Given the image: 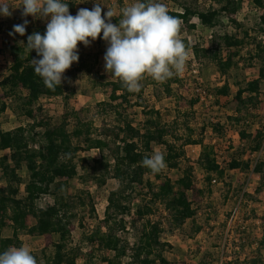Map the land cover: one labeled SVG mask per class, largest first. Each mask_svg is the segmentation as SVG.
<instances>
[{"label": "trees", "instance_id": "16d2710c", "mask_svg": "<svg viewBox=\"0 0 264 264\" xmlns=\"http://www.w3.org/2000/svg\"><path fill=\"white\" fill-rule=\"evenodd\" d=\"M258 1L264 4V0ZM64 2L69 4V12L73 14L75 3L66 0ZM206 2L208 9L193 8L179 3L182 10H169V14L182 21L185 29L181 32L185 33V36L181 38L190 47L188 36L193 35L198 29L195 18L212 33V41L208 46L191 47V52L195 58L200 60L205 58L215 64L222 77H227L238 64V59L242 57L250 32L247 31L244 38L238 35V31L245 26L229 14L230 10L237 7L236 1L206 0ZM215 3L223 6L224 18L212 12ZM104 15L105 13H102V17ZM226 20L229 21V25L236 26L237 33L221 34V29L227 26ZM35 32L44 35L46 24L40 25ZM258 32L264 35V15ZM30 35L26 32L24 36L12 35L13 42L6 43L7 51L0 50V55L8 52L14 59L12 78L1 87L4 94L0 93V127L3 116L13 104L18 107L15 110L18 114H26L33 121L30 127L21 126L11 131H0V148L11 152L10 156H3L0 159V254L12 246H24L25 235L31 237L42 235L52 242L55 233L60 236V243L56 247L65 251L70 236L66 221L71 220L77 221L83 229L81 243L92 246L91 256L85 257L86 264H97L96 261L102 264H123L127 258L130 259L128 264H179L167 256L174 247L163 241L164 229L161 221L154 222L150 216L158 211L156 209L158 202L165 196V208L171 213L176 229H183L189 221H193L194 230L202 229L196 220L197 210L188 196L189 191L195 190L194 167L184 169L183 175L173 184L151 186V199L144 203L143 211L133 218L130 226L134 239L133 247L127 237V234L131 233L128 230L130 223L126 218L132 214L133 204L137 199L136 193L145 185L146 177L155 175L142 164L145 156H150L146 153L147 150L155 146L164 147L167 152L164 155L166 167L171 170L180 168L181 161L187 157L186 148L192 144L191 136L195 133L190 127L194 113L178 109L174 115H170L173 120L168 123L164 122L162 117H155V113L151 111L143 127L130 125L126 121L124 104L131 103L134 99L142 100L143 93L152 85L151 80L147 78L142 82L140 92L130 93L116 80L103 82L99 79L103 87L112 89V95H121L123 103L97 104V110L107 112L108 115L114 114L112 123H104L97 128L94 121L83 120L80 117L81 111L73 109L71 112L69 109V101L75 95L69 81L61 83L60 87L53 91L35 74L31 60L40 57L34 50L29 54L18 44L23 40L26 45ZM223 51L226 56L222 55ZM250 56L252 61L259 62V78L240 88L238 96L250 93L252 97L258 99L264 89V40L255 42ZM87 68V63L81 59L77 72ZM170 80L164 83L168 89L172 88L175 81ZM214 92L217 98L231 96L232 87L229 82H225ZM43 98L63 100L65 103L63 114L51 115L42 103ZM138 106L143 108L144 114L149 115L147 106L143 103H139ZM71 113L76 117V122L72 129L68 130ZM180 122H183L186 132L189 133L186 137L178 135L181 131ZM242 136L245 138L247 134L242 132ZM76 140L84 142L85 148L89 151L99 150L101 155L100 158L94 159L93 164L85 159L87 175L82 177V180L93 183L100 189L106 187L111 180L118 183V187L111 191L108 197L105 231L101 227L86 228L82 217L84 213L89 212L94 218H99L91 197L81 191L71 193V182L76 179L73 172L77 165ZM263 142L264 131H259L253 139L255 145L253 151L259 150ZM201 145L203 150L198 164L206 174L207 187L202 190L196 189V195L203 197L212 192L214 180L218 183L225 181L227 172L204 141ZM245 152L246 149L243 154ZM142 153L146 155L142 156ZM240 158L234 157L228 167L247 170L249 166L244 165ZM157 175L161 177L159 173ZM3 183L5 186H1ZM263 187L258 192H261ZM49 196H53L54 201L45 208L41 202L44 198L49 199ZM28 214L33 218L31 224L27 219ZM262 243L264 244V239ZM48 251V247H44L40 254L32 253L38 264H73L65 253L50 257ZM42 258L45 259V263L42 262ZM260 263L258 259H246L236 264Z\"/></svg>", "mask_w": 264, "mask_h": 264}, {"label": "rangeland", "instance_id": "374dc122", "mask_svg": "<svg viewBox=\"0 0 264 264\" xmlns=\"http://www.w3.org/2000/svg\"><path fill=\"white\" fill-rule=\"evenodd\" d=\"M75 3V16L81 8L93 9L95 3H102V13L112 10L115 15L111 22L118 25L121 19L120 10L136 0H66ZM237 2V7L230 10V13L239 23L245 27L238 31L241 38L245 37L247 31L250 32L249 38L246 40V47L242 57L238 59V64L227 77H222L215 64L206 60L205 58L197 59L191 52L190 60L187 64L186 71L180 75L171 78L174 81L172 88H166V84L157 83L151 78L152 85L143 93L142 100L134 99L131 103H125L126 121L130 125L143 127L146 120L150 117L151 111L155 113V117H162L164 122L171 123L174 115L178 109L184 111H191L194 117L191 119L190 127L195 131L191 136L192 144L186 148L187 157L181 161V167L174 170L164 169L153 177L147 176L145 185L139 189L135 207H143L144 203L149 200L151 186L160 187L173 184L177 179L183 175V170L187 167L193 168V179L196 188L199 190L206 189L205 177L206 174L200 168L196 160L195 149L197 145L202 144V141L207 139L210 133L220 135L219 150H223L220 156V161L232 163L233 158H240L242 161L244 151L253 150V139L259 131H264V89L258 99L252 97L247 93L244 97L238 96V89L246 87L249 82L258 73L260 66L258 61L251 60V54L254 49L256 41L264 40V35L258 32L259 25H261L262 16L264 15V4L258 0H234ZM12 5L9 10L12 12L10 17L0 15V50L7 51L6 43L13 42V37L9 35L13 31V26L22 24L24 19L29 21L26 27L27 35L34 33L40 25L46 24L42 19H34L33 17H23L21 0H7ZM164 3L168 10H182L181 4L193 8H206L208 4L206 0H180V2H168L159 0ZM181 3V4H179ZM213 13L218 16L225 17V10L220 4H213ZM227 13V12H226ZM228 14V13H227ZM196 23L198 19L195 18ZM221 29V34L237 33L236 26L229 25ZM182 23V32L184 30ZM181 37L185 36V33ZM211 32L208 29L198 27L196 32L188 37H192L193 43L195 37L202 42V45H209L211 40ZM108 44L101 37L91 42L88 47L83 44H78L79 60L73 63L71 68L64 73L62 84L67 81L70 83V88L75 91L69 101V109L81 111V118L87 121H94L97 128H100L104 123H112L114 114L108 115L107 112L99 111L96 105L102 102H111L118 105L123 103L121 95H112L111 88L102 86L101 81L111 82L110 75L105 71L104 56ZM223 56L226 53L223 51ZM83 59L88 68L77 72V66L80 60ZM7 80L0 77V93L4 94L2 84ZM229 82L232 87L231 100L226 103L220 101L219 97L215 95V89ZM166 83V82H165ZM198 88L204 89L208 95H212L213 99L202 101ZM234 95V96H233ZM255 100H254V99ZM47 111L51 115L63 114L64 101L61 99L47 100L42 99ZM143 103L147 106L148 114H144L143 108L138 106ZM36 107L34 106V109ZM18 107L13 104L10 110L3 116L1 120L2 125L0 131H11L21 126L30 127L33 121L26 116V114H18L15 110ZM183 119V118H182ZM184 120V119H183ZM182 120V121H183ZM76 122V117L71 113L69 119L68 130H71L73 124ZM181 123V131L178 133L180 137H186L189 133L186 132V127ZM219 129V130H217ZM232 130V133L229 132ZM242 132L247 134V137L242 136ZM239 137L241 142H239ZM243 137V138H242ZM228 142V143H227ZM229 142L232 145H228ZM239 149H236V146ZM227 143V144H226ZM226 145L227 149L224 148ZM228 146L230 148H228ZM75 149L77 155V165L73 169L76 179L71 183V192L76 194L81 191L84 195L90 196L97 209L98 219L94 218L91 213L87 212L82 215L84 217L87 229L93 227H101L103 231L106 230L105 212L108 206V197L111 191L118 187L115 180L109 181L108 185L102 189L98 188L93 183H86L82 177L87 175V162H85V148L84 142L75 141ZM145 151V150H144ZM153 152H161L165 155L167 152L162 146H155L147 150V154L151 155ZM8 150L0 148V159L3 156H9ZM243 154V155H242ZM146 154L142 153V156ZM89 159L94 160L96 156H100V152L94 151L89 153ZM244 170V169H243ZM246 179L238 173L228 172L225 181L215 184L211 187L212 192L201 197L196 193L190 192L189 198L192 200L197 214L196 220L202 229L194 230L193 221H189L183 229H176L171 213L165 208V196H162L158 202L155 214L150 216L154 222L161 221L164 229L162 239L166 243L173 245L174 250L167 253L168 258L179 264H236L239 261L258 259L260 264H264V165L260 167L256 174L252 177V188L250 192L246 193L240 208V214L236 223L230 224V218L234 213L239 200L243 194ZM5 186V184H1ZM263 189L258 192L260 188ZM54 200L49 198L41 202L43 207H48ZM143 203V205H142ZM137 217V216H136ZM28 222L32 223V216L27 215ZM132 221V220H131ZM67 225L70 230L69 242L67 250L58 249L56 245L60 243V236L53 234L52 242L45 236L31 237L25 235L23 237L24 246L31 249V253H39L44 247H48V256L56 257L59 253H65L68 259L73 261V264H86L85 257L91 256L92 246L81 243L83 229L79 226L77 221L67 220ZM144 223V221L142 222ZM196 223V222H195ZM127 234L131 243H134L132 231ZM52 243V244H51ZM45 259L42 258V262ZM129 258L124 259L123 264H128ZM97 264H102L96 261Z\"/></svg>", "mask_w": 264, "mask_h": 264}, {"label": "clouds", "instance_id": "9594fccd", "mask_svg": "<svg viewBox=\"0 0 264 264\" xmlns=\"http://www.w3.org/2000/svg\"><path fill=\"white\" fill-rule=\"evenodd\" d=\"M22 16L46 21V32L28 36L30 54L33 50L40 59L31 63L35 74L44 85L55 91L64 73L78 62V44L88 47L101 37L108 44L104 56L105 71L130 93H138L143 81L151 78L157 83L182 75L190 60L191 47L181 38L182 21L169 14L168 7L159 0H136L120 10L118 25L111 22L115 13L108 9L102 17V3L93 9L81 8L73 16L64 0H21ZM7 0H0V15L10 17ZM106 17V18H105ZM107 20V22H106ZM29 21L14 25L10 36L25 35ZM152 174L166 168L163 153L153 152L142 161ZM0 264H38L28 246L9 247L0 254Z\"/></svg>", "mask_w": 264, "mask_h": 264}, {"label": "built area", "instance_id": "2783aa9c", "mask_svg": "<svg viewBox=\"0 0 264 264\" xmlns=\"http://www.w3.org/2000/svg\"><path fill=\"white\" fill-rule=\"evenodd\" d=\"M197 24H198L199 28L200 27L205 28L199 22ZM188 38H189L191 47H205V46H207V45H202V42L199 39H197L196 37H195V42L194 43H193L192 37H188ZM13 64H14V59L8 52H4L3 54L0 55V77L1 78L6 79L7 81H9L12 78V75H13V72H12ZM197 92L200 93L202 101H207L208 99L209 100L213 99V96L212 95H208L207 92L204 89L198 88ZM219 99H220V101L221 100H225L226 102L229 101V97L228 96H222ZM229 132L232 133V130H229ZM220 138H221L220 135L210 133V135H207V139L204 140V144L208 147V149L210 151H213L215 153L219 164L222 166V168H226V172L227 173L229 171L232 172V173H238V174L244 176V178L246 179V182L244 183L245 187L243 188L242 197L240 198L239 204L237 205L234 213L232 214V216L230 218V224H232V223H236V220L238 219V215L240 214V208H241V204L243 202L244 195L246 193L250 192V190L252 188V182H251L252 181V177L256 174L258 169L260 167H263V165H264V142H263L262 147L259 150H255V151L246 150V152H245V154L243 156L242 162H243L244 165H248L249 166V168L247 170H243L242 168L230 169V167H228L229 166V162H224L223 163L222 161H220V159H221L220 156L223 154V150L222 149L219 150L220 142H222ZM239 142H241V138L240 137H239ZM228 145L230 146V145H232V143L229 142ZM234 145L236 146V149H239V146L236 145L235 142H234ZM229 146H228V148H230ZM36 147L38 148V146H36ZM224 148L227 149L226 145H225ZM165 169L169 170L168 167H166ZM203 172H204V170H203ZM194 184H195V182H194ZM213 184L215 185V184H219V183H218L217 180H214ZM196 189L197 188H196V185H195V190L189 191L188 194L190 192H192V193L195 192L196 193ZM51 191H52V193L54 192L53 189ZM49 198H53L54 199L53 196H49ZM45 199L47 200L48 197L44 198V200ZM149 199H151V194H150ZM136 202L138 204H140L141 201L137 200ZM142 205H143V203H142ZM194 208H195V206H194ZM141 211H143V207H141V206L140 207H135V203H134L131 216H128L126 218L127 221L130 223L129 224V228H128L129 231H131L130 226H131V223L133 221V218L136 217V216H139ZM198 217H199V215L197 214L196 218H198ZM131 237H132V235H131ZM131 246L133 247L134 243H131Z\"/></svg>", "mask_w": 264, "mask_h": 264}, {"label": "crops", "instance_id": "0c3cea01", "mask_svg": "<svg viewBox=\"0 0 264 264\" xmlns=\"http://www.w3.org/2000/svg\"><path fill=\"white\" fill-rule=\"evenodd\" d=\"M259 78V71H258V73L255 75V77L251 80V81H254V80H256V79H258ZM250 81V82H251ZM239 90V89H238ZM245 95H247V93H245V94H243L242 95V97H244ZM234 96V95H233ZM229 97V100H231V98H230V96H228ZM220 98V97H219ZM221 102H223V103H226V101L225 100H221ZM228 102V101H227ZM196 150H197V152H196V160H197V163H195V164H197V165H199L198 164V160H199V158H200V155H201V153H202V150H203V146L201 145V144H199V145H197L196 146V148H195ZM9 151V150H8ZM94 151H98V152H100L99 150H91V151H89V150H87L86 152H85V155H84V157L88 160V162L90 163V164H93L94 163V160H92V159H89L90 157L88 156V154L89 153H92V152H94ZM10 152V151H9ZM9 154H11V152L9 153ZM10 156V155H9ZM101 156V155H100ZM100 156H96V159H98V158H100ZM149 177H153V175H151V176H149ZM72 183V182H71ZM72 193V192H71ZM73 194V193H72Z\"/></svg>", "mask_w": 264, "mask_h": 264}]
</instances>
